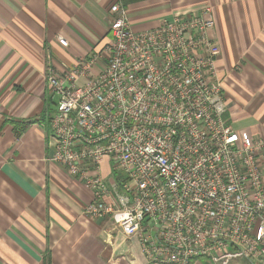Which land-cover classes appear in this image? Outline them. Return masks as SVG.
Returning a JSON list of instances; mask_svg holds the SVG:
<instances>
[{
  "label": "built area",
  "instance_id": "1",
  "mask_svg": "<svg viewBox=\"0 0 264 264\" xmlns=\"http://www.w3.org/2000/svg\"><path fill=\"white\" fill-rule=\"evenodd\" d=\"M109 21L103 52L46 68L50 159L93 189L86 213L137 237L151 264L264 260V137L233 125L213 7L137 30L117 2Z\"/></svg>",
  "mask_w": 264,
  "mask_h": 264
},
{
  "label": "crops",
  "instance_id": "2",
  "mask_svg": "<svg viewBox=\"0 0 264 264\" xmlns=\"http://www.w3.org/2000/svg\"><path fill=\"white\" fill-rule=\"evenodd\" d=\"M117 2L137 30L211 5L233 125L264 137V0H0V264H151L137 237H127L109 216L86 213L93 189L50 159L57 96L46 68L65 72L103 52ZM239 121L251 126L237 128ZM102 174L109 186L119 179L109 160Z\"/></svg>",
  "mask_w": 264,
  "mask_h": 264
},
{
  "label": "rangeland",
  "instance_id": "3",
  "mask_svg": "<svg viewBox=\"0 0 264 264\" xmlns=\"http://www.w3.org/2000/svg\"><path fill=\"white\" fill-rule=\"evenodd\" d=\"M221 48V46H220ZM237 128H245V127H250L251 125L247 121H239L238 123L235 124Z\"/></svg>",
  "mask_w": 264,
  "mask_h": 264
},
{
  "label": "trees",
  "instance_id": "4",
  "mask_svg": "<svg viewBox=\"0 0 264 264\" xmlns=\"http://www.w3.org/2000/svg\"><path fill=\"white\" fill-rule=\"evenodd\" d=\"M50 115V114H49Z\"/></svg>",
  "mask_w": 264,
  "mask_h": 264
}]
</instances>
